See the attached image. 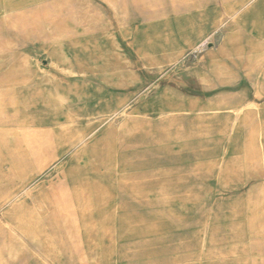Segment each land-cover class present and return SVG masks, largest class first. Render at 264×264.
Here are the masks:
<instances>
[{
    "label": "rangeland",
    "instance_id": "obj_1",
    "mask_svg": "<svg viewBox=\"0 0 264 264\" xmlns=\"http://www.w3.org/2000/svg\"><path fill=\"white\" fill-rule=\"evenodd\" d=\"M263 84L264 0H0V264H264Z\"/></svg>",
    "mask_w": 264,
    "mask_h": 264
},
{
    "label": "bare ground",
    "instance_id": "obj_2",
    "mask_svg": "<svg viewBox=\"0 0 264 264\" xmlns=\"http://www.w3.org/2000/svg\"><path fill=\"white\" fill-rule=\"evenodd\" d=\"M58 1V0H57ZM49 3V2H48ZM56 4V3H54ZM59 4V3H58ZM24 8V7H23ZM22 8V9H23ZM53 8V7H52ZM53 12V11H52ZM23 13V12H22ZM20 14V13H19ZM24 14V13H23ZM18 16V15H17ZM16 17V15H15ZM19 20V19H18ZM18 20H14V21H18ZM56 20V19H55ZM35 21V20H34ZM42 21V20H41ZM47 21V19H46ZM50 21V20H49ZM60 21V20H59ZM27 22V21H26ZM30 22V21H29ZM37 22V21H36ZM14 23V22H13ZM16 23V22H15ZM45 23V22H44ZM32 25V24H31ZM58 25V24H57ZM38 26V25H37ZM61 27V26H60ZM65 27V26H64ZM54 28V27H52ZM63 28V27H62ZM40 29V27H39ZM52 30V29H51ZM60 30V29H59ZM57 30V36L56 38L53 40L52 44H53V50L55 53H58L59 55L63 56V53H61V46L63 44L62 41V32ZM36 32V31H35ZM44 32V31H43ZM33 33V32H32ZM43 36V35H42ZM39 38V37H38ZM67 39V38H66ZM76 41V40H75ZM2 42V41H1ZM70 43V42H69ZM73 44V43H72ZM81 45V44H80ZM89 45V44H88ZM8 47V46H6ZM11 47V46H10ZM12 49V48H11ZM2 50V49H1ZM145 54V53H144ZM148 55V54H145ZM26 56V55H25ZM24 56V57H25ZM28 58V57H27ZM69 59V58H68ZM25 60V59H24ZM69 65V63H68ZM11 71V70H10ZM32 71L33 68L32 66L29 64V62L27 61H21L16 69V76H17V81L20 82L21 84L24 82H28L31 78H32ZM12 74V73H11ZM2 76V75H1ZM15 78V77H14ZM7 82V81H6ZM17 82V83H18ZM11 83V82H10ZM215 110V109H214ZM217 111V110H216ZM5 118V117H4ZM11 151V150H10ZM12 154V153H11ZM22 158V157H21ZM15 159V157H14ZM27 162V161H26ZM19 163V162H18ZM33 163V162H32ZM28 164V163H27ZM21 222V221H20ZM36 233V232H35ZM34 234V233H33ZM32 238V237H31ZM40 239V238H39ZM38 245V244H37Z\"/></svg>",
    "mask_w": 264,
    "mask_h": 264
},
{
    "label": "crops",
    "instance_id": "obj_3",
    "mask_svg": "<svg viewBox=\"0 0 264 264\" xmlns=\"http://www.w3.org/2000/svg\"><path fill=\"white\" fill-rule=\"evenodd\" d=\"M263 87H264V84H263Z\"/></svg>",
    "mask_w": 264,
    "mask_h": 264
}]
</instances>
